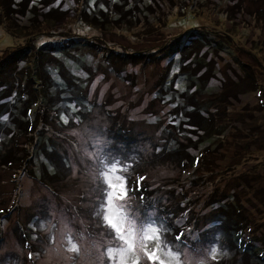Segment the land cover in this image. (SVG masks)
I'll return each mask as SVG.
<instances>
[{
    "label": "rangeland",
    "instance_id": "374dc122",
    "mask_svg": "<svg viewBox=\"0 0 264 264\" xmlns=\"http://www.w3.org/2000/svg\"><path fill=\"white\" fill-rule=\"evenodd\" d=\"M132 1L139 5L138 25L119 22L124 19L119 20L118 14H110L104 7L118 4L121 10ZM254 1L97 0L94 7L93 1L87 0H31L23 15L16 18L20 26L32 19L41 21V14L51 9L58 12L55 15L60 14L42 25L43 33L34 36L23 33L19 37L22 29L10 33L0 23V56L9 46L28 45L35 52L39 40L46 42L47 51L37 62L36 76L44 80L51 95L57 96L53 100L55 110L50 108L53 113L56 111L57 117H47L44 126L39 123L42 132L33 134L32 143L36 141V144H31L32 156H28V148L24 157V150L15 154L21 160L14 165H0V214L10 211L6 216L0 215V264H118L117 257H108V247L113 246L116 238L109 235L98 215L105 191L117 193L113 199V215L124 204L125 214H131L130 224L158 228L155 233H146L151 240L136 236L128 240L138 248L136 255L140 264H150L146 252L153 251L156 264L159 261L161 264H221L231 257L233 248L228 241H222L220 227H210L215 221L208 215L213 207L207 201L214 187L220 189L224 186L220 182L225 180L241 182L234 189L239 192L246 215L254 222L251 225L258 229H253L251 237L257 236V243L260 242L264 236V90L253 82L248 91L230 96L224 103L217 101L218 109L214 105L209 108L215 114V126H222L233 117L221 143L201 129L199 124L206 123L211 130L212 123H208V111L194 104L207 93L219 92L225 84L229 87V79L233 82L240 77L245 79V67L248 73L252 71L264 81L259 73L260 61L264 63V16L258 22L253 18L254 5H259L264 13V0ZM237 2L241 5L239 12L233 9ZM80 11L88 13L85 19H81ZM73 36L84 37L90 46L71 48V56L63 59L70 77L66 78L69 81L65 87L63 75L53 65L56 52L52 47ZM176 38L186 47L183 59H179V53L163 57L157 49ZM96 46L99 48L95 50ZM114 49L128 54L156 51L149 55L151 62L129 65L117 56H108V50ZM27 60H20L18 65L23 80L30 70ZM182 68L185 70L181 72ZM193 78L197 85L206 83L205 89L197 91ZM2 80L0 163L10 158V144L27 147L24 137L12 140L14 124L9 122L12 115L27 119L23 110L13 112L14 105L22 108L23 100L38 92L32 90L33 86H40L35 82L29 84L28 94H23L20 101L22 83L18 79L13 83L11 77L5 76ZM118 123L140 139V135L149 137L158 126L174 124L175 136L165 140L170 150L175 146L181 149L182 140L196 159L201 151L209 148L205 152L206 163L201 155L194 166L187 165L190 176L202 177L192 182L189 177L179 175L171 164H143V154L150 156L149 151L163 149L161 139L158 145H153L144 138L134 145L140 153L127 152L123 144L111 147L106 131ZM239 143L242 146L235 147ZM109 160L118 169L130 171L133 177L143 178L139 186L144 184L146 191H152L145 202L140 203L131 192L125 201H120L119 187H101L100 174L110 166ZM116 176L121 179H115ZM205 178L209 181L204 182ZM109 179L117 185L129 182L128 176L119 171L110 173ZM126 189H129L128 183ZM172 194L178 198L171 197L168 201L167 196ZM158 196L164 203L169 202L168 210L173 206L174 214L169 220L173 221L175 230L166 231L159 219L154 198ZM69 235L77 244L76 252L70 250ZM120 246L126 247L123 243ZM212 248L221 249V254L213 256ZM126 258L131 264L135 257Z\"/></svg>",
    "mask_w": 264,
    "mask_h": 264
},
{
    "label": "trees",
    "instance_id": "16d2710c",
    "mask_svg": "<svg viewBox=\"0 0 264 264\" xmlns=\"http://www.w3.org/2000/svg\"><path fill=\"white\" fill-rule=\"evenodd\" d=\"M30 1L31 0H0V23L5 24L10 33L16 32L17 29H20L19 31H21V29L23 30L22 33L18 35L19 37L23 35V33L25 36L27 35L34 36L36 34L43 33L42 25L45 24L49 19L51 20V18L53 17L60 16V14L55 15L58 13V12L55 13L56 11L55 9H51L48 12L41 14L43 17L41 21L32 19L28 21L26 25L20 26L16 18L19 17L20 15H23L25 6L28 5ZM90 1H93V6L97 7V0H87V2H90ZM253 2L256 3L254 0ZM104 7H107L110 14L111 13L113 15L118 14L119 20L124 19V22L119 21L123 24L138 25L140 23L137 17L138 15L137 12L139 11V5L136 2L132 1L130 4L127 3V7L124 9L120 8L121 10H119L118 4H113V5L106 4V6L104 5ZM233 7H234L233 9H236L239 12L241 9L240 2H237ZM84 8L85 7H83V10L85 11L86 9ZM98 8H101V7H98ZM254 13H255V16L253 18L257 22L264 16V13L261 12V8L259 5H254ZM87 15L88 13H84L80 11L81 19H85ZM127 19H129V21H127ZM101 25L103 26L104 23H102ZM37 43L38 45H35V47L37 48L35 52L31 48L29 49L27 47L28 45L20 46V47L9 46V49H6L4 54L0 56V84L3 82L2 80L3 76L11 77V79L13 80V83L15 82L16 79H18L17 80L18 83H22V86H20L21 93L19 94L20 96L18 97V99H21L20 101L23 100L22 98L23 94H28L26 92V87L29 84L31 85L35 82L40 85L37 87L33 86L32 90L36 89L38 90V92L36 91L34 92V94H30L28 99L23 100L22 108H20V106H16V104L14 105L13 112H15V110L17 109L19 110L21 109L23 110V114L26 115L27 119H23L22 117L18 115H12L11 117L12 119L9 122L11 123V125L14 124L12 126L13 128L12 140L14 139L17 140L21 137H24L25 139L24 143L27 147L22 148L17 143H13V145L10 144L8 146L9 150L11 151L10 158L8 160H5L4 162H1L0 165L2 166L3 164L7 166L14 165L17 160H21V156L15 157V154H17L21 150L22 151L24 150L23 151L24 154L22 155V157H24L27 154L28 148L30 149V153L28 156H32L33 145L31 144H36V141L32 143V139H34L33 134L37 132L40 135L42 132L41 131L42 128L39 123L41 122L42 126H44V123L47 117H51V118L57 117L56 111H54L53 113L52 110L50 109L55 105L53 100L57 96L51 95L50 94L51 89H49V87L45 85L44 80L42 79L38 80L36 76V72L38 69L37 62L41 60L40 58L47 51L46 49H44L46 42L39 40V42ZM93 45H95V43H93ZM89 46H90L89 40H86L84 37L78 38L75 36L71 38L67 37L64 43H61V44L58 43L57 45L56 44L53 45L52 50L56 52L54 53L56 54V57L54 60L56 62L53 65L58 66L57 68H58V71L60 72L59 75L60 76L63 75L64 77L63 81L65 82L64 84L65 87L67 86L68 81H69L68 79L70 77H69L66 67L64 66L65 61L63 59L66 56H71L70 55L71 48H73L74 50H77L80 47H82L83 49H86V48H89ZM98 46L95 47V50L96 48H99ZM102 47L104 46L102 45ZM157 50L159 53L161 54L163 53L162 54L163 57H167V58L171 57L175 53H179V59L182 60L184 57L185 51H186V47L184 45V42L176 38L174 39V41L167 42L164 46L161 47V49H157ZM155 51L156 50L148 54H142L140 52L128 54V53H125L123 50L114 49V50H108V56L109 57L117 56L118 58L124 60V63L130 65V64L140 63V62L142 63L151 62L153 59L151 60L149 55ZM26 58H28L27 61L30 63V64H26V66H27V69H30V70H28V72L26 73L27 76L23 80L18 73L19 71L18 65H19L20 60L26 59ZM36 58H39V59H36ZM47 61H50V60H47ZM110 62H113V61H110ZM260 62H261L260 64L261 66L259 67V73L260 75L264 76V63L262 61ZM32 63H34L33 67L31 66ZM113 65H114V62H113ZM241 66L243 68L244 65L241 64ZM48 68H51V64H50V67L48 66ZM247 69L248 68L245 67L243 70L245 72V79L240 77L238 78V80L233 82L231 79L228 78L230 81L229 87H227L228 84H225L220 88L219 92L217 93L214 92L215 94L207 93L205 97L201 98L200 100L194 103L196 104L195 107L205 108V111H208V114H207L208 116L207 119L209 121L208 123L210 122L212 123L211 130H214V131H211L208 124L206 126V123L204 125L199 124V126L201 127V129H203V131L209 137L217 138L218 139L217 143H221L222 141H224L225 139V137H223L224 130L227 129V126L229 128L230 126L229 123L232 121L233 117L229 114L232 118L231 120L224 123V125L222 124V126H215L217 125V123L214 122L216 119L215 114L214 112L210 111L209 108L213 107L214 105L216 109H218V106L216 105L217 103H220V102L224 103L227 101V99L230 96L236 97L237 94H242L248 91L250 89L249 85H251L253 82L255 85H257V88L264 90L263 77L261 78L262 79V82H261V80L257 78V76L254 75L252 71L248 73ZM182 70L184 71L185 68L180 69L181 72ZM120 71H116V72L118 73ZM67 77L68 79H66ZM201 78L202 77L200 76L198 80H201ZM193 81L195 83L196 80L193 78ZM205 84L206 83H203L202 85L201 84L197 85L195 83V89L197 91L204 90ZM62 87L64 89V86ZM77 93H79L82 97V94H83L82 92L79 91ZM53 108L55 110V107ZM196 110L198 109L196 108ZM50 112L53 113V115L49 116ZM202 122H204L203 119L201 120V123ZM176 131L177 129L175 128L174 124L173 125L170 124L168 126H165V125L158 126L154 133L152 131V133L149 134V137H144L143 135H140L141 136V139H140L139 137L131 134L130 130L124 128L120 123H118V125L110 126L106 132H107L108 138L112 142L111 147L114 146V148H117L123 144L128 150L127 152H132V153H136V152L140 153L138 150H135L134 148L144 138L148 139L147 141H149L150 144L153 143V145L159 144L158 139L163 140V144H162L163 149L161 151H155V150L154 152L149 151V153L151 154L150 156H146L143 154L141 156L142 163L150 164L154 162L155 164L156 163L171 164L179 172V175H183L184 178L189 177V179H191L192 182H196L197 181L196 179H199L202 176H199L194 179L193 176H195V174H193V176H190L192 175V173L191 174L187 173L188 171L187 165L189 166L190 164V167L194 166L197 162V159H200L201 155L203 157V160L205 161L204 163H206L207 157H206L205 152L208 151L209 148H207L206 151H201L203 153L199 154L198 158L196 159H194L192 154H189L188 149L185 148V144L183 143L182 140L180 142V145L182 147L181 149H177L175 146L174 147L175 149L172 147V150H170L169 143L165 142V140L169 141L170 138L174 137ZM166 136H168V139ZM154 139L155 141H153ZM241 146L242 145L240 143L235 145V147H241ZM164 150L169 153L164 154L165 152ZM186 159H188V161H186ZM27 161L28 160L25 159V162ZM229 166L230 168H232L233 164H229ZM136 169L138 170V168ZM204 170L206 171L205 168ZM30 173H33V172H30ZM130 173L131 172L129 171V173H126L125 175V176H128V180H129V182H127L128 188L135 189V187L137 186L138 178L133 177L132 175H130ZM207 180L208 178L207 179L205 178L204 182L209 181ZM140 182H143V180H140ZM220 183L224 186L219 187L220 189L216 188L217 186L214 187L213 193L210 194L207 204L213 207L208 212V215L215 221V224H212L210 227H213V226L214 228L220 227L219 230L222 231V233L220 234L222 237V241L223 240H225V242L228 241L229 243H231V246L233 248V251L230 255L231 257L227 258L228 260L223 261V263L221 264H250L252 262H254V264H264V236L260 239L259 243H257L258 241L257 236H255L254 238L251 237V234L254 232V230H258V229L254 225H251V223H254V222H251L248 215H246L245 208L243 206V202L240 198L239 192L236 189H234V187L236 188V185L241 182H231V181L227 182L225 180L223 183L222 182ZM246 186H249V185L246 184ZM139 187H140V191H130V192L136 195L140 203L145 202L152 194V191L151 190L146 191L144 184H140ZM178 195L180 196V198L182 197L181 193L180 194L178 193ZM178 195L172 194L170 196H167V200L170 201L171 197L177 199ZM154 198H156V202H157V209L159 211L158 215H160L159 219L163 221L162 223L164 227L166 228V231L175 230L176 226L173 224L172 220H169V218H171L172 215L174 214L173 206H171L172 210H168L170 208L169 202L164 203L163 198H161L160 196L154 197ZM9 212L10 211L8 210V212L2 213L0 215L6 216L7 214H9ZM0 213H1V210H0ZM161 215H165V216H161ZM207 229H210V228H207ZM205 231H209L210 233L212 232L210 230H205ZM239 261H242V262L239 263Z\"/></svg>",
    "mask_w": 264,
    "mask_h": 264
},
{
    "label": "snow or ice",
    "instance_id": "6c2138e0",
    "mask_svg": "<svg viewBox=\"0 0 264 264\" xmlns=\"http://www.w3.org/2000/svg\"><path fill=\"white\" fill-rule=\"evenodd\" d=\"M67 123V120H65ZM109 167L105 168V171L100 174L101 179V187L104 189H116L119 187L120 195L118 199L120 201H125V197L128 195L130 191H140L139 182L143 178H139L137 180V186L135 189H126L127 181L120 183L119 185L112 183V180L109 179L110 173H117L118 171L122 175H126V169H118L111 160H109ZM115 179L120 180L121 176H116ZM117 197V193L115 191H105L101 197L102 202L98 205V215L102 218L105 226L108 228L109 235L114 236L116 239L113 240V246L108 247V257H117L118 264H129L126 256L135 257L131 260V264H140V258L136 255L138 248L133 244L128 242V240L132 239L134 236L140 237L142 240L147 241L151 240L152 237L146 235L147 232L155 233L157 231V227H139L137 225H132L129 222V218L131 214H125L123 211L125 205L121 204V211L116 215H113V199ZM127 233V236L125 235ZM126 237L128 239H126ZM180 237L178 236L177 239ZM68 242L71 244V251H77V244L72 242L71 236H68ZM120 243L126 245V247H121ZM213 256H217L221 254V249L212 248L210 250ZM147 258L150 264H156V254L153 252H146ZM161 264V261H159Z\"/></svg>",
    "mask_w": 264,
    "mask_h": 264
}]
</instances>
